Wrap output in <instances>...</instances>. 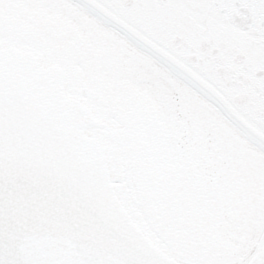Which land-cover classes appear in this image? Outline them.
Wrapping results in <instances>:
<instances>
[{
	"label": "water",
	"instance_id": "1",
	"mask_svg": "<svg viewBox=\"0 0 264 264\" xmlns=\"http://www.w3.org/2000/svg\"><path fill=\"white\" fill-rule=\"evenodd\" d=\"M75 1L264 150V0ZM8 56L0 57V264H184L118 201L100 144L82 135L85 108L63 95V75L52 80ZM224 257L235 259L212 261ZM238 264H264V232Z\"/></svg>",
	"mask_w": 264,
	"mask_h": 264
},
{
	"label": "flooded vegetation",
	"instance_id": "2",
	"mask_svg": "<svg viewBox=\"0 0 264 264\" xmlns=\"http://www.w3.org/2000/svg\"><path fill=\"white\" fill-rule=\"evenodd\" d=\"M22 9L10 0H0V57L9 55L8 59L31 62L52 80L63 75L67 97L85 108L78 112L79 119L88 124L87 136L114 140L109 151L105 146L107 165L111 158L113 171L119 175L113 181L117 196L133 220L144 222L143 231L167 235L165 243H171L170 248L184 242L195 249L213 230L225 229L229 210L223 198L226 186L222 178H213L210 167L191 159L187 152L173 157L169 148L148 146L144 141L133 148L130 137L134 131L130 127L134 126L130 123L123 128L125 107L118 98L119 91L133 94L129 84L112 82L95 67L87 69L85 59L74 53L73 39H61L54 26H44ZM139 135L142 138L140 129ZM119 164L121 169H117Z\"/></svg>",
	"mask_w": 264,
	"mask_h": 264
},
{
	"label": "rangeland",
	"instance_id": "3",
	"mask_svg": "<svg viewBox=\"0 0 264 264\" xmlns=\"http://www.w3.org/2000/svg\"><path fill=\"white\" fill-rule=\"evenodd\" d=\"M10 1L18 7L23 8L22 10L28 16L32 15L34 19L40 20L44 26H54L57 29L54 30L55 33L60 35L61 39L63 37L68 41L73 39L75 47L74 53L80 54L85 59V67L87 69L92 70L95 67V70L99 69L101 74L106 77L108 76L110 80L112 79V82L129 84V88L133 94L130 95L128 91H119L118 98L125 107L123 128L128 127V124L130 126V123L134 126L133 128L130 127V130L134 131L130 137L133 148L139 146L141 141H144L148 146L155 145L159 149L169 148L174 153L173 157H181L184 152H187L191 159L198 160L197 162H203L206 166L208 165L214 173L210 171L213 178L216 180L222 178L226 186L224 188L225 194L223 198L226 200L229 210V215L226 216L227 225H225V229L221 230L216 228L217 230H213L208 239L204 241L200 240V244L195 249H190L188 246H185L184 242L180 243V245H177L176 242L175 248H170L172 244L166 245L165 243V239L168 238L167 235L153 233L147 234V236L152 240L154 239L159 248L174 252V254H170L179 260L185 258L186 260L183 261L188 263H197L202 260L208 261L222 256H230L235 258L234 260L240 259L239 256L245 246V236L249 228L250 219L252 218L250 212L254 214L258 207L256 194L249 187L245 188L242 186L245 182L239 177L238 171L235 169L233 163L218 152L217 144L213 138H209L204 133L202 127L200 128L199 121L193 119V116H189V119L184 120L182 119L185 118L183 117V112H180V122L182 123L168 128L161 119L160 112L157 110L155 104L146 95V92L141 89H136L132 82L125 78V73L127 71L131 73L132 70L125 65L123 56L115 54L113 47H111L108 41L97 36L88 38L80 33L77 26L70 20L69 11L62 8L58 0ZM27 18L30 19L31 17ZM133 75L137 78L142 77L138 72H133ZM123 86L125 85L123 84ZM143 104L145 106L141 107ZM129 115H132L134 118H130ZM191 121L198 123L199 128L192 125L193 123ZM135 123H138V125ZM162 126L164 127V132ZM139 129L142 131V138L140 135L137 136ZM92 139L100 144L103 151L105 150V146H108L109 151L111 143L114 141L109 137ZM183 157L185 158V155ZM108 163L109 177L111 178L112 175V179L115 180L119 175L115 170L113 171L110 164H113L111 158ZM121 165L119 164L117 169H121ZM142 223L140 225H143V227L137 225L139 230H144L145 228L144 222ZM157 224H160V222ZM146 227H148L147 224ZM186 250L189 252H186Z\"/></svg>",
	"mask_w": 264,
	"mask_h": 264
},
{
	"label": "bare ground",
	"instance_id": "4",
	"mask_svg": "<svg viewBox=\"0 0 264 264\" xmlns=\"http://www.w3.org/2000/svg\"><path fill=\"white\" fill-rule=\"evenodd\" d=\"M58 1L62 8L69 11L70 20L80 33L88 38L97 36L108 41L113 47V52L123 56L125 65L132 70L131 73H125V78L129 79L136 89L146 92L168 128L182 123L180 112H183L184 120L193 116V119L199 121L204 133L213 138L218 152L233 163L239 177L245 182L242 186L255 192L258 207L254 214L250 212L252 218L246 240L244 239L245 246L239 256L242 261L264 232V150L251 141L222 111L156 57L79 2ZM133 72H138L142 77L137 78ZM191 122L199 128L198 123Z\"/></svg>",
	"mask_w": 264,
	"mask_h": 264
}]
</instances>
